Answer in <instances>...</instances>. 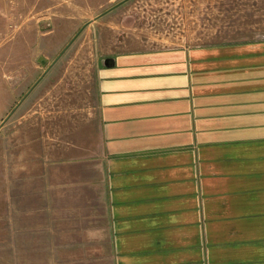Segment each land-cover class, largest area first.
Segmentation results:
<instances>
[{
  "label": "crops",
  "instance_id": "crops-1",
  "mask_svg": "<svg viewBox=\"0 0 264 264\" xmlns=\"http://www.w3.org/2000/svg\"><path fill=\"white\" fill-rule=\"evenodd\" d=\"M100 46L53 164L105 205L111 264H264V39Z\"/></svg>",
  "mask_w": 264,
  "mask_h": 264
},
{
  "label": "rangeland",
  "instance_id": "rangeland-1",
  "mask_svg": "<svg viewBox=\"0 0 264 264\" xmlns=\"http://www.w3.org/2000/svg\"><path fill=\"white\" fill-rule=\"evenodd\" d=\"M255 39L264 0H0V264H111L105 205L93 187L64 186L53 164L88 118L101 41L120 51Z\"/></svg>",
  "mask_w": 264,
  "mask_h": 264
},
{
  "label": "water",
  "instance_id": "water-1",
  "mask_svg": "<svg viewBox=\"0 0 264 264\" xmlns=\"http://www.w3.org/2000/svg\"><path fill=\"white\" fill-rule=\"evenodd\" d=\"M7 118H8V117H7ZM7 118H6V119H7ZM3 122H4V121H3ZM0 127H1V125H0Z\"/></svg>",
  "mask_w": 264,
  "mask_h": 264
}]
</instances>
